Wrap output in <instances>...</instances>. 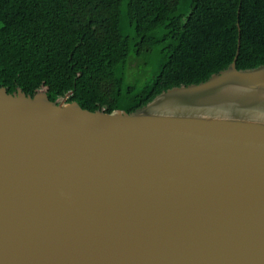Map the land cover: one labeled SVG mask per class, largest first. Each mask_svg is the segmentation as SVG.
I'll use <instances>...</instances> for the list:
<instances>
[{"label":"water","instance_id":"obj_1","mask_svg":"<svg viewBox=\"0 0 264 264\" xmlns=\"http://www.w3.org/2000/svg\"><path fill=\"white\" fill-rule=\"evenodd\" d=\"M132 112L0 87V264H264V64Z\"/></svg>","mask_w":264,"mask_h":264},{"label":"trees","instance_id":"obj_2","mask_svg":"<svg viewBox=\"0 0 264 264\" xmlns=\"http://www.w3.org/2000/svg\"><path fill=\"white\" fill-rule=\"evenodd\" d=\"M237 24L236 68L263 65L264 0H0V87L132 112L225 69Z\"/></svg>","mask_w":264,"mask_h":264},{"label":"rangeland","instance_id":"obj_3","mask_svg":"<svg viewBox=\"0 0 264 264\" xmlns=\"http://www.w3.org/2000/svg\"><path fill=\"white\" fill-rule=\"evenodd\" d=\"M151 72H152V68L149 69L147 76L151 75Z\"/></svg>","mask_w":264,"mask_h":264}]
</instances>
